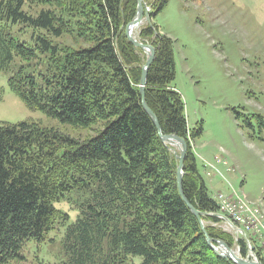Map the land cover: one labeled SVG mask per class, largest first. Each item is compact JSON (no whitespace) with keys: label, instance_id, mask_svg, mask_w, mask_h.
<instances>
[{"label":"trees","instance_id":"16d2710c","mask_svg":"<svg viewBox=\"0 0 264 264\" xmlns=\"http://www.w3.org/2000/svg\"><path fill=\"white\" fill-rule=\"evenodd\" d=\"M33 3L49 8L35 15L26 10ZM167 3L158 0L151 16ZM137 6V0H0V72L13 71L20 60L9 77L12 90L31 109L69 126L101 124L96 136L79 141L36 122L0 123V264L21 263L33 242H54L50 232L57 227L60 252L55 263L46 264H129L135 256L142 257L140 264H235L208 245L180 194L174 156L143 106L140 81L147 58L125 32ZM155 27L141 28L138 35L156 47L146 102L163 134L189 143L187 200L208 214L204 220L219 222L210 214L219 212V204L199 174L188 138L184 100L173 87L174 41L155 35ZM23 28L33 30L32 42L19 38ZM72 31L90 33V45L66 56L56 70L31 63L48 52L53 59L60 50L53 37ZM24 63H31L29 73ZM202 131L195 127L191 139ZM69 200L70 213L55 205ZM206 226L211 238L233 246L230 234ZM239 246L246 255L247 242L241 239Z\"/></svg>","mask_w":264,"mask_h":264},{"label":"rangeland","instance_id":"374dc122","mask_svg":"<svg viewBox=\"0 0 264 264\" xmlns=\"http://www.w3.org/2000/svg\"><path fill=\"white\" fill-rule=\"evenodd\" d=\"M157 1L144 0V3L152 10ZM48 8L42 3L26 5V10L35 15ZM150 19L144 16L134 35L137 39L141 28L154 27L155 23L159 27L158 31L155 27V35L165 34L174 41L176 78L173 87L184 100L188 138L199 174L209 195L219 204L218 213L210 212L221 219L219 222L204 220L208 214L201 211L206 231V225L210 224L230 234L235 242L233 246L228 245L238 256L256 258L264 263L257 253L260 251L264 256V234L254 228L248 229L239 220H229V209L220 206L224 200L238 206L246 202L262 213L264 221V0H168L165 8ZM67 21L70 26V15ZM20 32V39L32 42L31 28H23ZM72 33L53 37V43L60 48L53 59H49L51 54L48 52L38 54L37 60L31 63L48 64L56 70L66 56L90 45L87 41L90 33L86 32L85 36L76 31ZM36 34L34 32V36ZM43 34L49 33L43 31ZM137 40L153 45L151 39L142 41L138 37ZM143 54L148 57L144 50ZM24 64L29 73L30 64ZM19 66L17 59L11 66L13 71L0 72V123L36 122L79 141L97 135L100 123L89 126L90 129L75 128L45 110L28 107L9 84V77ZM199 126L203 128L202 133L191 139V132ZM165 144L178 168L180 143L170 141ZM65 202L70 200L55 205L70 213L71 207ZM58 233V227L50 232L56 240L49 244H29L23 251L26 259L18 264L55 263L62 235ZM241 239L252 242L247 244L244 256L239 246ZM212 244L218 246L214 241ZM141 262L142 257L135 256L129 264Z\"/></svg>","mask_w":264,"mask_h":264},{"label":"water","instance_id":"95a60500","mask_svg":"<svg viewBox=\"0 0 264 264\" xmlns=\"http://www.w3.org/2000/svg\"><path fill=\"white\" fill-rule=\"evenodd\" d=\"M137 3H138V7H137L136 16L131 22H129L126 25V31L125 32H126V36L128 37V39L130 40L131 43H133L135 46L142 48L145 52L148 53V58L146 60V63L142 67V75H141V81H140V92L142 94L143 106H144L145 110L150 114V116L154 119V121L158 127L159 134H160L162 141L165 143H170V141H177L178 144L180 143L179 145L181 146V150H180L181 152L179 155V165L177 168V183H178V188H179L180 194H181L182 198L185 200V202L188 204V207L192 210V212L198 218V220L202 226V229H203V231L207 237V242L213 250H215L219 255L234 261L236 264H263L261 261H258V260H253V259H248V258L244 259V258L238 256L237 253L226 242H224L222 240H215V239L211 238L206 231L204 223L202 222L201 215L203 214V212L196 209L187 200V198L185 196V193L183 190V176H184L183 168H184L185 158H186V155L188 152V144L183 137L178 136L177 134H163L161 131V127L159 125V122L156 119L155 114L153 113V111L150 109V107L148 106V104L146 102L145 89H146V84H147L148 68L151 66V64L153 63V61L156 57V48L151 44L140 42L134 36V29L141 24L144 16H147L148 20L151 21L150 14L148 13V7L144 3V0H137ZM213 241H216L218 243V246L213 245L212 244ZM221 249H223V251Z\"/></svg>","mask_w":264,"mask_h":264},{"label":"built area","instance_id":"2783aa9c","mask_svg":"<svg viewBox=\"0 0 264 264\" xmlns=\"http://www.w3.org/2000/svg\"><path fill=\"white\" fill-rule=\"evenodd\" d=\"M221 197H223L221 195ZM240 199V198H238ZM224 204H221V208H228L227 216L229 220L236 222L237 220L243 222L248 229H256L258 232L264 234V221L262 220V213L254 210L253 206L248 205L246 202H242L239 206L224 200Z\"/></svg>","mask_w":264,"mask_h":264},{"label":"bare ground","instance_id":"6f19581e","mask_svg":"<svg viewBox=\"0 0 264 264\" xmlns=\"http://www.w3.org/2000/svg\"><path fill=\"white\" fill-rule=\"evenodd\" d=\"M173 144V143H172ZM174 148V147H173ZM178 149V148H177ZM222 211V210H221ZM224 217V216H223ZM226 219V217H224ZM215 240H220V239H215ZM223 241V240H222ZM215 244H218L216 241H214ZM225 242V241H224ZM247 244H251V240H246ZM223 251V249H221Z\"/></svg>","mask_w":264,"mask_h":264}]
</instances>
